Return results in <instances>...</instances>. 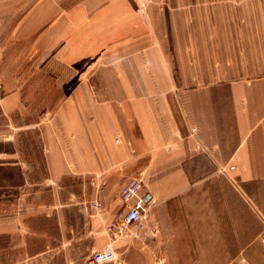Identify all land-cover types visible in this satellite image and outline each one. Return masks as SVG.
<instances>
[{"label":"crops","instance_id":"0c3cea01","mask_svg":"<svg viewBox=\"0 0 264 264\" xmlns=\"http://www.w3.org/2000/svg\"><path fill=\"white\" fill-rule=\"evenodd\" d=\"M25 52L71 86L45 150L53 180L97 184L94 249L131 178L160 224L176 209L184 225H217L196 184L221 169L264 181V0H0V54ZM22 102L0 74L4 110Z\"/></svg>","mask_w":264,"mask_h":264},{"label":"rangeland","instance_id":"374dc122","mask_svg":"<svg viewBox=\"0 0 264 264\" xmlns=\"http://www.w3.org/2000/svg\"><path fill=\"white\" fill-rule=\"evenodd\" d=\"M47 56L0 54L1 77L17 76L24 93L11 113L0 103V264H83L100 250L88 230L102 209L92 201L97 184L88 177L51 178L46 137L54 134L53 116L71 86L45 70ZM236 169L196 184L209 190L217 225H184L176 209L160 224L147 212L141 228L105 234L117 248L118 261L110 264H264V181H241ZM122 211L105 223L108 231ZM119 239L120 248L112 243Z\"/></svg>","mask_w":264,"mask_h":264},{"label":"built area","instance_id":"2783aa9c","mask_svg":"<svg viewBox=\"0 0 264 264\" xmlns=\"http://www.w3.org/2000/svg\"><path fill=\"white\" fill-rule=\"evenodd\" d=\"M143 184L138 178L131 179L121 190L120 198L124 210L116 217L118 226L110 227V232L122 233L136 227L141 228L148 212L147 201L142 194ZM118 261L116 249L112 245L93 251L83 264H110Z\"/></svg>","mask_w":264,"mask_h":264},{"label":"water","instance_id":"95a60500","mask_svg":"<svg viewBox=\"0 0 264 264\" xmlns=\"http://www.w3.org/2000/svg\"><path fill=\"white\" fill-rule=\"evenodd\" d=\"M147 200V199H146Z\"/></svg>","mask_w":264,"mask_h":264}]
</instances>
